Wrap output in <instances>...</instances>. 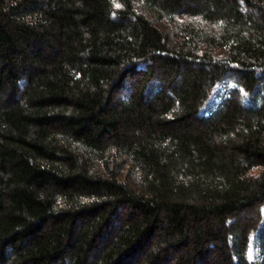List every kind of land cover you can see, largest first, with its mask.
Wrapping results in <instances>:
<instances>
[{
	"label": "trees",
	"instance_id": "obj_1",
	"mask_svg": "<svg viewBox=\"0 0 264 264\" xmlns=\"http://www.w3.org/2000/svg\"><path fill=\"white\" fill-rule=\"evenodd\" d=\"M0 264H264V0H0Z\"/></svg>",
	"mask_w": 264,
	"mask_h": 264
}]
</instances>
